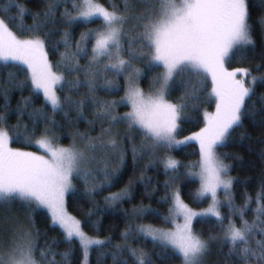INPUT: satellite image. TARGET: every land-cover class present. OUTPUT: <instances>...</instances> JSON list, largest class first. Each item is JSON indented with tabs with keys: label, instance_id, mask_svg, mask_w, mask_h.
<instances>
[{
	"label": "snow or ice",
	"instance_id": "1",
	"mask_svg": "<svg viewBox=\"0 0 264 264\" xmlns=\"http://www.w3.org/2000/svg\"><path fill=\"white\" fill-rule=\"evenodd\" d=\"M40 2L43 7L30 13L28 25L22 22L29 12L24 4L8 0L0 8V61L5 62L0 68V264H75L77 251L79 264H91L94 251L97 264L109 255L112 264H153L144 248L133 247L138 241L159 248L162 260L171 252L181 264H210L214 246L226 264H264V149L258 153V176L243 181L229 175L233 165L224 162L229 153H218L252 139L245 121L264 129V92L257 94L258 87L264 88V72L253 75L264 63L254 69L226 66L255 55L257 31L264 60V0H107V6L96 0ZM6 17L19 18L27 37L11 31ZM92 18L100 26L76 37L75 26ZM149 73L146 96L138 85ZM121 90L119 99L107 98ZM14 92L20 93L15 109ZM173 92H179L176 103L166 99ZM212 98L215 111L204 113V126L177 139L188 114ZM121 107L129 110L121 113ZM12 115L16 122L10 125ZM237 129L242 130L238 137ZM63 138L70 143L60 144ZM13 140L30 145L34 140L45 154L12 149ZM190 142L198 144L199 159L185 166L171 153ZM129 159L132 174L118 191H110L124 179ZM160 164L167 179L158 203L171 201L163 217L173 224L167 230L137 223L160 217L158 209L142 203L122 207L135 198L138 186L148 198L154 195L155 187L147 191L152 177L146 173ZM181 167L199 171L181 173ZM182 175L199 179L194 198L210 197L207 209L193 212L184 203L181 188L174 187ZM250 183L256 185L254 195L247 190ZM237 184L244 185L241 205ZM105 192L101 206L96 198ZM68 197L80 204L81 218L69 213ZM118 214L126 225L120 242L113 244L111 235L101 238L99 231L104 215ZM38 215L47 223L44 231L37 227ZM181 217L183 223H176ZM196 218H214L217 231L196 232ZM49 230L58 237L49 239ZM62 243L67 248L56 251Z\"/></svg>",
	"mask_w": 264,
	"mask_h": 264
},
{
	"label": "trees",
	"instance_id": "2",
	"mask_svg": "<svg viewBox=\"0 0 264 264\" xmlns=\"http://www.w3.org/2000/svg\"><path fill=\"white\" fill-rule=\"evenodd\" d=\"M8 0H0V8H2L5 4H7ZM17 3L24 4L27 9L29 10L28 13L25 14L23 18V24L28 25L32 23V18L30 13L34 12L41 7H43V4L40 2V0H16ZM96 2L105 4L107 6V0H96ZM257 11L253 10V18L255 19L257 16ZM15 15V10L8 14V16ZM94 22L91 23H80L78 26H75L74 35L76 37L79 36V33L82 31H85L87 28H98L100 26V21L98 19H93ZM6 23H8V26L11 31H13L19 38H26L27 33H21L20 29V19L17 18L15 20L8 19L6 17ZM256 40H257V48L255 55H250V59L248 61H245L243 64L237 63L235 60H233L230 64H227L226 66L231 70L232 68L236 67H250L252 69L255 68L256 64L264 63V60L261 58V42L259 39V31L256 33ZM91 45H89L90 49ZM63 51V47L60 49ZM50 60H55L57 57L50 55ZM13 63V62H9ZM87 58L84 60H81V64H86ZM5 62L0 61V68H4ZM17 67L23 68L26 71V66L22 64L16 65ZM143 67V65H141ZM162 70V69H161ZM264 72V67L260 69V72L253 71V75H259L260 73ZM6 76V72L4 73ZM151 73H149L148 78H143L141 82H139V85L141 89L145 92H150L149 88V79L151 77ZM23 76V73L21 74V78ZM81 78L83 76L81 75ZM111 78V76H109ZM121 84L123 85V80L121 79ZM209 92L211 91V82L210 77L208 78V89ZM83 92L84 89H81ZM264 92V88L258 87L257 88V94ZM124 91L121 90L116 96H107L108 99H119L120 96H123ZM25 96L28 95V92L24 93ZM100 95L104 96V93H100ZM179 96V92H173L170 96L167 97V99L172 102L176 103L177 99L176 97ZM20 100V93L14 92L11 94V107L13 109L16 108L18 101ZM3 103V100L0 99V104ZM40 101L38 100L36 103V106H39ZM121 113L128 111V107H121L119 109ZM215 111V99H210L207 103H204L200 106L199 110L196 112H190L188 114L187 119L185 122L181 125V131L179 132L177 138H183L185 136H188L192 134L193 132L198 131L201 127L204 126V113H212ZM59 119V117H57ZM16 122V116L12 115L9 119L8 123L14 124ZM25 122H27V119L25 118ZM81 129H83V125H80ZM245 127L252 137V139L245 140L243 142V145L232 143L229 144L227 147H223L218 149V153H229L228 159L224 160L227 164H232L233 168L230 171L229 175L234 177H239L241 181H243L247 177H257L259 173V169L262 166L261 161L259 160L258 153L261 149H264V143H260L259 141L264 140V129H260L257 127H254L251 123L248 121H245ZM241 129H237L236 133H234L235 136H239ZM139 140V138H137ZM60 144L67 145L70 143V139L63 138L59 141ZM10 146L14 149H19L23 151H38V148L36 147L34 140L33 143L30 145L27 142H24L22 140L17 141L13 140V142L10 143ZM249 146L251 147L252 151H249ZM171 155L179 160L182 165H189L191 162L197 161L199 159V146L195 142H190L186 146L180 147L178 150L171 153ZM233 157H240L241 159H233ZM144 163H147V160H144L141 162V165ZM131 160L129 159V168L127 173L124 176V179L122 182L116 187L112 188L110 191H118L119 188L124 186V183L127 182L129 176L132 174L131 169ZM195 171L198 172L197 169H187L186 167H181L180 172L185 173L186 171ZM147 176L152 177V184L149 186L147 191L151 192L152 188L155 187L157 190L154 193V195L151 198H148L147 196L143 195L145 192V189L143 187L138 186L137 192L135 194V198L130 203H125L122 205L125 209H131L133 205H139L143 204L144 206H150L152 208L158 209L160 212V217H154V216H147L141 221H137V223H143V224H151L154 227L157 228H163V229H171L173 224L172 223H165L163 222V217L169 215V203L161 204L158 203L161 197L165 195V189L163 187L164 181L167 179V176L164 175L163 172V165L160 164L156 168L150 169L147 173ZM137 176H139V170H137ZM180 187L181 188V195L182 199L184 200V203L187 204L192 209H203L208 206L209 200L208 198H201L200 200H197L194 198V194L199 188V180L197 178L192 177H186V176H180L179 179L176 182V185L174 187ZM244 188L243 184H237L235 187V193H236V203L237 205L243 204V200L241 198V192ZM247 190L251 194H255L256 191V185L255 183H250L247 186ZM108 193L105 192L101 194V196H98L96 199L101 203V206H103V195H107ZM202 201V202H201ZM67 203V209L70 214L77 216V218H81V213L79 212L80 204H78L76 201H74L71 197L66 198ZM83 203V202H81ZM194 203V204H193ZM85 208L88 207L87 204L83 205ZM255 205L253 204V208ZM22 211V210H21ZM223 212L227 213V209H222ZM252 213L249 212L246 219H248L251 222L252 219ZM100 218L99 214L97 217H94L93 219ZM36 223L37 227L44 231L47 227V223L44 220L43 216H37L36 217ZM204 223V224H203ZM237 223H239V220H237ZM126 225V221L123 218L122 215H104L102 218V224L99 231V235L101 238L106 237L108 235H111L112 237V243L115 244L117 242H120V232L124 230ZM194 229L196 232H203L205 236L209 234V232L215 233L217 231L214 223V218H196L194 220ZM87 231V227L85 228ZM58 233L54 232L52 230H49V239L53 236L58 237ZM44 244V239H41V246ZM133 247H142L144 250L149 253L151 256V259L153 261V264H181V260L178 256H172L171 252H169L167 255L171 257L170 259L162 260L157 256V253L161 250L159 248L153 250L152 244L149 242L147 244L142 242H136L133 244ZM67 248L66 244H60L59 247H57L55 250L59 252H63ZM101 251L104 252H111V249H101ZM228 251V247L225 246L223 248V252L226 253ZM79 255V251H77V256ZM77 256H74L72 259L74 260L75 264H79V260L77 259ZM60 257H57V260H59ZM226 257H224L222 254H217V247L214 246L212 249V255L210 257V264H226ZM91 264H97V253L94 251L91 254L90 257ZM100 264H112V258L111 256H107L106 259L102 260ZM129 264H131V260H129Z\"/></svg>",
	"mask_w": 264,
	"mask_h": 264
},
{
	"label": "rangeland",
	"instance_id": "3",
	"mask_svg": "<svg viewBox=\"0 0 264 264\" xmlns=\"http://www.w3.org/2000/svg\"><path fill=\"white\" fill-rule=\"evenodd\" d=\"M98 3V2H97ZM92 19H96V18H92ZM105 62H107V61H105ZM137 66H139V67H141V65H137ZM139 87H140V85H138ZM141 88V87H140ZM144 92V94L147 96V95H149L150 94V92H145V91H143ZM124 95V94H123ZM166 99H167V97H166ZM170 102V101H169ZM172 103V102H171ZM128 110H129V108H128ZM199 131V130H198ZM191 135V134H190ZM189 136V135H188ZM184 138V137H183ZM183 138H177V139H183ZM198 145V144H197ZM11 147V146H10ZM37 148H38V151H26V152H34V153H36L37 155H44L45 153H44V151L43 150H41L38 146H36ZM12 148V147H11ZM12 149H14V148H12ZM20 151H23V150H20ZM199 171V170H198ZM199 180V179H198ZM199 184H200V182H199ZM208 198V200H209V203H210V197H207ZM220 198L221 199H223V192H220ZM208 206H209V204H208ZM208 206L207 207H205V208H203V209H192V208H190L189 206V208L193 211V212H202V211H204L205 209H207L208 208ZM176 223H183V218L181 217L179 220H176L175 221ZM173 227V226H172ZM167 230V229H166Z\"/></svg>",
	"mask_w": 264,
	"mask_h": 264
},
{
	"label": "bare ground",
	"instance_id": "4",
	"mask_svg": "<svg viewBox=\"0 0 264 264\" xmlns=\"http://www.w3.org/2000/svg\"><path fill=\"white\" fill-rule=\"evenodd\" d=\"M198 179V178H197ZM194 204V203H193ZM204 224V223H203ZM58 233V232H57Z\"/></svg>",
	"mask_w": 264,
	"mask_h": 264
}]
</instances>
